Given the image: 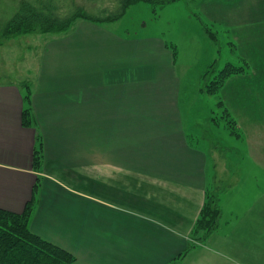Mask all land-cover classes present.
<instances>
[{"label":"crops","instance_id":"1","mask_svg":"<svg viewBox=\"0 0 264 264\" xmlns=\"http://www.w3.org/2000/svg\"><path fill=\"white\" fill-rule=\"evenodd\" d=\"M232 2L242 9H225L224 19L213 13L209 22H223L231 51L250 69L224 87L247 131L264 122L257 103L264 98V0ZM46 34L52 37L19 69L0 62L8 73H0V208L23 212L38 184L31 231L71 253L73 264H264V161L257 153L238 160L218 228L202 240L194 235L216 183L199 120L217 129L206 117L211 108L191 106L178 48L85 19ZM249 141L246 135L239 152L250 151Z\"/></svg>","mask_w":264,"mask_h":264},{"label":"rangeland","instance_id":"2","mask_svg":"<svg viewBox=\"0 0 264 264\" xmlns=\"http://www.w3.org/2000/svg\"><path fill=\"white\" fill-rule=\"evenodd\" d=\"M27 1L35 2L36 0H0V62L7 61L9 68L7 70L19 69L25 59H33L37 50L43 48L46 39L52 37V34H46L47 32L38 25L30 27L27 33L9 37L3 35L11 18ZM225 2L229 4L228 8ZM232 3V0H154L153 3L140 1L127 8L121 18L103 22L126 36L148 38L159 36L177 46L180 61L185 67L183 80L187 78L184 82V90L188 86L187 96L190 97L191 106L203 112L211 108L206 117H209L212 122L215 121L213 125L218 124L215 126L217 130L211 132L205 129L206 126L211 127V122L206 118L199 120L201 123L200 138L209 145L215 159V184L216 189L220 191L237 180L241 170L239 161L243 159L244 154L257 153L264 161V122L260 124L259 129L242 130L239 126L238 115L231 111L224 96L225 84L227 85L231 78L243 76L245 73L229 76L215 94L204 92L205 86L216 81V75L227 62L239 63L236 55L231 51L230 44L227 43L223 22L213 28L220 32L219 46L207 36L204 29V24L210 25L209 20L213 13L224 19L225 9L233 11L242 9V3L236 5ZM219 48L220 52H218ZM216 58L218 59L217 65L207 67ZM15 61L16 63L19 61L16 66H9ZM3 70L5 69L0 70V73ZM249 70L247 67L246 73ZM3 73L8 76V73ZM233 101L232 99V105H234ZM257 103L264 107V98H258ZM253 104L255 103H248V105ZM203 112L201 115L205 117ZM229 115L236 122L235 127L231 128L227 124ZM262 116L264 117V114ZM246 135L250 138L248 142L250 151L240 150L239 152L241 144L243 145L246 140ZM261 164L264 167V162Z\"/></svg>","mask_w":264,"mask_h":264},{"label":"trees","instance_id":"3","mask_svg":"<svg viewBox=\"0 0 264 264\" xmlns=\"http://www.w3.org/2000/svg\"><path fill=\"white\" fill-rule=\"evenodd\" d=\"M140 1L154 2V0L27 1L11 18L3 35L9 37L19 33H27L30 27L34 25L40 26L46 32H66L79 19L96 23L114 21L121 18L126 13L127 8ZM204 29L207 36L219 46L218 32L213 30V27L208 24H204ZM172 46L175 48V53H177L176 45L172 44ZM218 52H220V48ZM217 61L218 59L216 58L207 67L216 66ZM238 64L227 62L216 75V81L210 83L209 86H205L204 92L215 94L219 86L229 76L246 73L248 64L245 61ZM25 101L29 103V94L25 97ZM32 118L30 108L27 107L23 111V124L29 126ZM235 123L229 115L227 124L232 128V126H236ZM239 134L241 133L239 132ZM42 156L43 144L41 138H39L34 152V165L36 167L41 164ZM228 188L229 186L220 191L216 189L215 184L207 193L205 203L194 228V235L198 239L202 240L208 237L218 228L222 215L221 199ZM37 190L38 184L34 188L31 200L21 213L0 208V264H73L75 262V257L71 253L31 231L30 221L36 205L35 193Z\"/></svg>","mask_w":264,"mask_h":264}]
</instances>
